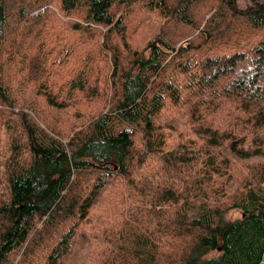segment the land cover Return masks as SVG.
Here are the masks:
<instances>
[{
    "label": "trees",
    "instance_id": "16d2710c",
    "mask_svg": "<svg viewBox=\"0 0 264 264\" xmlns=\"http://www.w3.org/2000/svg\"><path fill=\"white\" fill-rule=\"evenodd\" d=\"M250 1L0 0V264H264ZM138 11L163 19L141 48ZM29 40L82 76L73 99L37 84Z\"/></svg>",
    "mask_w": 264,
    "mask_h": 264
},
{
    "label": "rangeland",
    "instance_id": "374dc122",
    "mask_svg": "<svg viewBox=\"0 0 264 264\" xmlns=\"http://www.w3.org/2000/svg\"><path fill=\"white\" fill-rule=\"evenodd\" d=\"M260 3H264V0H258ZM241 8L252 5L250 0H237ZM54 9V8H53ZM35 12L32 15H37ZM75 17L64 18V23L70 22ZM131 28H136L137 35L142 34L140 38H136L134 44L144 47L145 44L152 38H154L160 31L163 23V19L160 15L152 12H135L130 19ZM137 29V27H139ZM196 36V32L185 29V32L179 33L177 36V46L184 44L189 39ZM20 55L27 61L28 68L33 72V76L37 84H45L49 89L63 99H73L78 91V82L82 79V76H61L59 70L62 69L61 63L57 62L46 50H39L32 40L27 43H23L20 47ZM235 216L239 214L235 213ZM19 255L17 259L19 260Z\"/></svg>",
    "mask_w": 264,
    "mask_h": 264
}]
</instances>
